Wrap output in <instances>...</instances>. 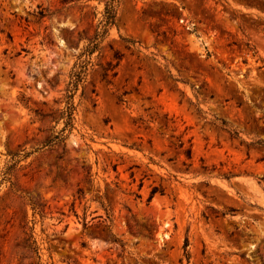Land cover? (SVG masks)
Instances as JSON below:
<instances>
[{"label": "rangeland", "instance_id": "1", "mask_svg": "<svg viewBox=\"0 0 264 264\" xmlns=\"http://www.w3.org/2000/svg\"><path fill=\"white\" fill-rule=\"evenodd\" d=\"M105 3L0 0V264H264V0H115L69 91Z\"/></svg>", "mask_w": 264, "mask_h": 264}, {"label": "trees", "instance_id": "2", "mask_svg": "<svg viewBox=\"0 0 264 264\" xmlns=\"http://www.w3.org/2000/svg\"><path fill=\"white\" fill-rule=\"evenodd\" d=\"M115 0H106L105 3V9L103 11V18L100 20L99 24L97 25L96 31L92 37L89 38V43L84 48H82L81 52L79 53V62H77L74 66V70L71 73V81L70 84L72 87L69 89L74 90L78 87L79 83L84 79L88 64L90 62L89 56L100 47V42L103 38L109 33L110 26L115 23L117 11L114 4ZM83 56L85 58H83ZM119 64V62L116 63H110L111 70H114V68ZM114 75H116V71L113 72ZM68 97H72V94H70ZM74 110L75 106L72 101H69L68 104L65 106V108L62 110L61 115L66 117V126H72L73 125V119H74ZM65 126V128H66ZM64 128V129H65ZM231 136H237L238 132L234 129H230ZM256 144H262L261 141H257ZM187 154L190 156V149L186 150ZM158 190V187L155 186L152 190V194H154ZM187 245V242H186Z\"/></svg>", "mask_w": 264, "mask_h": 264}]
</instances>
